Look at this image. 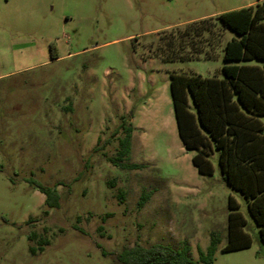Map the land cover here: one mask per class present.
Instances as JSON below:
<instances>
[{
	"label": "rangeland",
	"instance_id": "1",
	"mask_svg": "<svg viewBox=\"0 0 264 264\" xmlns=\"http://www.w3.org/2000/svg\"><path fill=\"white\" fill-rule=\"evenodd\" d=\"M257 2L0 0V264H120L135 243L188 246L197 259L212 232L222 240L213 264H264L245 200L222 181L216 156L212 176L197 173L170 96L171 73L220 75L234 34L212 60L157 56L165 31ZM123 118L134 128L126 162L139 169L109 161ZM31 181L56 188L59 207L47 208ZM229 197L252 245L223 252Z\"/></svg>",
	"mask_w": 264,
	"mask_h": 264
},
{
	"label": "trees",
	"instance_id": "2",
	"mask_svg": "<svg viewBox=\"0 0 264 264\" xmlns=\"http://www.w3.org/2000/svg\"><path fill=\"white\" fill-rule=\"evenodd\" d=\"M226 30L234 36L223 47L224 65L220 75L170 74V96L177 132L186 152H193L191 162L200 176L214 174L211 161L217 157L222 181L238 192L246 202L247 212L258 228L259 241L264 244V66L248 64L264 62V0L216 17L191 21L165 31L158 42V57L165 62L212 60ZM134 128L122 119L118 129V149L109 161L123 170L139 169L129 164ZM96 150V149H95ZM45 196L44 205L59 207L56 188L30 182ZM148 195L142 194L139 205ZM226 243L223 252L250 248L252 239L246 231L247 220L240 205L228 198ZM31 238V237H29ZM220 236L212 232L205 249L197 248V259L190 248L173 249L154 244L143 247L135 243L117 256L120 264H213ZM38 241L39 250L48 245ZM32 250V248H31ZM34 252V251H33Z\"/></svg>",
	"mask_w": 264,
	"mask_h": 264
},
{
	"label": "crops",
	"instance_id": "3",
	"mask_svg": "<svg viewBox=\"0 0 264 264\" xmlns=\"http://www.w3.org/2000/svg\"><path fill=\"white\" fill-rule=\"evenodd\" d=\"M231 39V38H230ZM149 98H147V100H146V105L149 103ZM132 121H133V119H132ZM135 128H137V127H135ZM139 130H141L140 128H139ZM178 133V132H177ZM179 137V136H178ZM182 143V142H181ZM214 156H216V155H214ZM213 157V156H212ZM217 158V157H216ZM212 159V158H211Z\"/></svg>",
	"mask_w": 264,
	"mask_h": 264
}]
</instances>
